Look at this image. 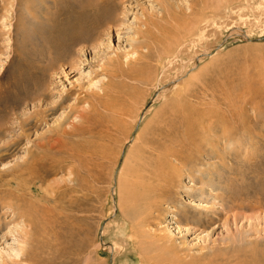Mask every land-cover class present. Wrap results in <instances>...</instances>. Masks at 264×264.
<instances>
[{
  "label": "rangeland",
  "instance_id": "1",
  "mask_svg": "<svg viewBox=\"0 0 264 264\" xmlns=\"http://www.w3.org/2000/svg\"><path fill=\"white\" fill-rule=\"evenodd\" d=\"M77 1L0 0V264H264V0L187 42L143 33L194 0H112L71 69Z\"/></svg>",
  "mask_w": 264,
  "mask_h": 264
},
{
  "label": "bare ground",
  "instance_id": "2",
  "mask_svg": "<svg viewBox=\"0 0 264 264\" xmlns=\"http://www.w3.org/2000/svg\"><path fill=\"white\" fill-rule=\"evenodd\" d=\"M112 0H78L77 2H75L69 9L70 11V15L72 16L71 19V23L70 26L67 27L65 30H63L61 33H59V39H58V43L60 44L59 46L61 47L62 50H65L62 53H59V57L61 58V60L66 64V62H68L72 68L75 69V65L76 63L70 62V59L72 61L73 55L77 54L78 50L76 49L77 46H82V45H88L91 41L95 40L94 38H97L99 35L102 34V29H104L105 26H107V24L109 22L112 21V11L108 8V4L111 2ZM250 1V0H249ZM238 3V2H237ZM113 5V4H112ZM115 5V4H114ZM199 5V7L197 8V6ZM245 5V4H244ZM118 6V5H117ZM232 6V5H231ZM230 4L226 1V0H219V2H217V4L215 2H213L212 0H194L191 4V13L189 15H185V14H172L169 10V5H163V10H164V22L166 23L165 27L162 29H159L158 27V21H149L147 22V26H148V30L147 32L143 33L144 37H149L152 36L155 30H159L162 31L161 33H163V35L167 38L168 37V33L170 31L171 33V29L173 26H176L175 28L177 30H179V32H183L184 35L182 36V39L179 40H186L190 41L192 39H194V37L197 38H201V36H203V34L207 31V29L209 27H216L218 25V18L222 17L223 15V11H226L227 9L231 8ZM105 12H104V10ZM235 9V8H234ZM232 8V10H234ZM243 9V8H242ZM245 9V8H244ZM247 9V8H246ZM245 11V10H244ZM101 12V13H100ZM114 12V11H113ZM116 13V12H115ZM232 13V12H231ZM224 16V15H223ZM117 18V15H116ZM116 20V19H114ZM181 20V21H180ZM183 20V21H182ZM117 22V20H116ZM118 23V22H117ZM181 23H185V25H179ZM161 25H164V23L162 24L160 22ZM177 24V25H176ZM110 26V25H108ZM215 30V29H214ZM106 31V30H105ZM108 31V30H107ZM228 31L231 32V34H241L242 30L239 27L236 26H230L228 28ZM157 32V31H156ZM169 33V36H170ZM217 33V32H216ZM85 34V35H83ZM179 34V33H178ZM207 34V33H206ZM229 34V33H228ZM243 34V32H242ZM241 34V36H243ZM161 36V35H160ZM211 36V35H210ZM228 36V35H227ZM247 36V35H246ZM204 37V36H203ZM206 37V36H205ZM245 37V34H244ZM100 38V37H99ZM204 39V38H203ZM200 41V39H199ZM176 42V41H175ZM190 46V45H189ZM72 47L74 49H72ZM178 47V46H177ZM182 47V46H181ZM67 49H70V53L66 54L65 52L67 51ZM198 55V54H197ZM201 56V55H200ZM60 63V62H59ZM63 64V63H62ZM58 66V65H57ZM56 64L54 66H52V68L57 67ZM78 66V65H76ZM113 77L114 78H119V77H124L126 76V72L128 71H124L123 68L124 67H120L118 64L114 65L113 67ZM42 70V68H41ZM28 75V74H27ZM26 74L24 76H27ZM23 76V75H22ZM46 76V75H45ZM129 76V75H128ZM44 77V76H43ZM43 77L42 79L39 80H35V84L38 85L36 83V81H38L40 84L38 85L39 88H41V90L37 93L36 99L40 98V100H42V102H44V100H46L50 94H49V84L46 83L47 79H45L46 81H43ZM21 78V77H20ZM26 78V77H25ZM30 78V76H29ZM46 78V77H44ZM23 80H25L22 77ZM15 80V79H14ZM26 81V80H25ZM23 82V81H22ZM27 83V82H26ZM19 84V83H18ZM28 85V84H27ZM113 85V84H112ZM21 86V84H20ZM30 86V85H29ZM116 86V85H115ZM25 87V86H24ZM33 89V86H31ZM109 86H106V88H108ZM28 89V88H27ZM104 89V90H105ZM113 89H117L116 87H113ZM16 90V89H15ZM29 90V89H28ZM38 91V90H37ZM36 91V92H37ZM106 91V90H105ZM26 92V91H25ZM28 92V91H27ZM112 94H113V90H111ZM110 92V93H111ZM18 94V92H17ZM112 94L109 96V94H107V96H109V100H106L105 104L108 107H110L114 112H116L117 110V104L115 103L116 101L111 99ZM26 95V94H25ZM9 96V95H8ZM44 99H42V98ZM105 97V96H104ZM9 98V97H8ZM46 98V99H45ZM102 98V97H101ZM20 99V97L18 98ZM25 99H27V97L23 95L22 97V101H24ZM31 99V98H29ZM49 99V98H48ZM15 100V99H14ZM39 100V101H40ZM38 101V100H36ZM47 101V100H46ZM9 102V101H7ZM11 102V101H10ZM22 102L20 101L19 103H15V107L21 105ZM188 107V106H187ZM106 108V109H107ZM109 108V109H110ZM183 110V109H182ZM193 109H191L190 111L192 113H194V111H192ZM112 111V112H113ZM184 111V110H183ZM186 111V109H185ZM184 111V113H185ZM111 112V113H112ZM108 113V112H107ZM110 113V112H109ZM183 113V114H184ZM182 115V114H181ZM188 116V115H187ZM186 117V116H185ZM184 117V118H185ZM189 119V117H188ZM38 123L41 124L40 120H37ZM192 122L188 121V125H191ZM194 124V123H193ZM39 125V124H38ZM37 126V125H36ZM193 126V125H192ZM92 132V131H91ZM63 135L68 136L70 132H63ZM65 136V137H66ZM171 136V135H170ZM172 139V138H171ZM171 141V140H170ZM60 139H57L55 141L54 144H52L50 146V150L56 151V148L58 149V152L63 153L59 151V148L64 149V144L63 142H61L60 144ZM177 147V146H176ZM44 148V147H41ZM170 148V147H169ZM180 148V147H179ZM175 150V149H174ZM173 150V151H174ZM165 151V150H164ZM172 151V154H173ZM171 153L170 150H167V155L169 156L168 153ZM179 152V151H178ZM65 153V152H64ZM68 153V152H67ZM176 153V152H175ZM76 154V153H75ZM81 154V153H80ZM89 154V153H88ZM85 155V153L83 154ZM174 155V154H173ZM177 155V154H176ZM171 156V155H170ZM74 157V156H73ZM77 157V156H76ZM80 157V156H78ZM71 158V157H70ZM77 159V158H76ZM36 160V158H35ZM143 163V162H142ZM162 164V163H161ZM62 167V166H61ZM153 172V171H152ZM156 172V171H155ZM166 173V172H165ZM158 176V175H157ZM160 178V177H159ZM80 189V188H79ZM247 194V193H246ZM249 195V194H248ZM247 196V195H246ZM86 208V207H85ZM20 213H24L23 211H20L16 214V217L20 214ZM163 240V239H162ZM166 241V240H165ZM161 242V241H160ZM253 264V263H252Z\"/></svg>",
  "mask_w": 264,
  "mask_h": 264
}]
</instances>
